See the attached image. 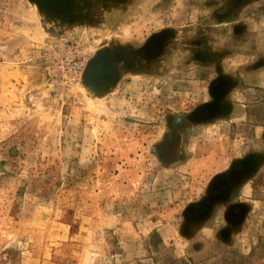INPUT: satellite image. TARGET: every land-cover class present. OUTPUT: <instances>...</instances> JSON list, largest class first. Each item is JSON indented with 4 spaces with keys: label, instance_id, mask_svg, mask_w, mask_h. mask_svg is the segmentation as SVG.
Masks as SVG:
<instances>
[{
    "label": "rangeland",
    "instance_id": "rangeland-1",
    "mask_svg": "<svg viewBox=\"0 0 264 264\" xmlns=\"http://www.w3.org/2000/svg\"><path fill=\"white\" fill-rule=\"evenodd\" d=\"M0 264H264V0H0Z\"/></svg>",
    "mask_w": 264,
    "mask_h": 264
}]
</instances>
